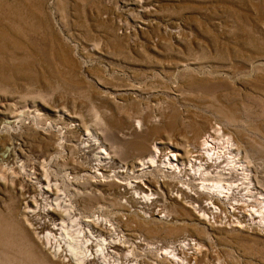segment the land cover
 Instances as JSON below:
<instances>
[{
  "label": "rangeland",
  "instance_id": "1",
  "mask_svg": "<svg viewBox=\"0 0 264 264\" xmlns=\"http://www.w3.org/2000/svg\"><path fill=\"white\" fill-rule=\"evenodd\" d=\"M206 131L247 166L214 219L188 161ZM155 145L186 168L137 169ZM6 147L0 264H175L162 252L186 238L190 264H264V0H0Z\"/></svg>",
  "mask_w": 264,
  "mask_h": 264
},
{
  "label": "bare ground",
  "instance_id": "2",
  "mask_svg": "<svg viewBox=\"0 0 264 264\" xmlns=\"http://www.w3.org/2000/svg\"><path fill=\"white\" fill-rule=\"evenodd\" d=\"M16 113V112H14ZM15 114H8L6 116V120L7 122H11L13 121L16 116ZM18 116H20L18 114ZM202 127V126H201ZM204 130V129H203ZM209 130V129H208ZM207 130V131H208ZM220 130V129H219ZM202 131V130H201ZM204 132V134L202 135L203 136V140H202V145L201 146H198L197 149H194L192 151V155L191 156H188L189 159V164L191 167H195V166H198V172L201 174L199 175L200 177H202V179L204 180L202 183L203 185V191H205L207 193V195H209V197L211 198L210 202H209V207H211V205H213L214 207H216L217 209L219 208V206H216V204H224L226 203V199L229 196V193H231L230 191L232 190V185H227L225 180L226 178H224V175L226 177H228V174H231L236 171V168H240L241 170H244L246 167H245V164L243 163V161L241 160H237V153L235 152V149L233 148L232 144L229 142L227 143V145L221 147V145L218 147L217 145V142L214 141V135L212 134L211 131H209V133ZM217 133H220V132H217ZM92 138V137H91ZM93 139V138H92ZM94 141V139L92 140ZM98 142V141H97ZM96 142V143H97ZM157 143H162V142H159V140H157L156 142V145ZM88 145V144H87ZM154 146L153 147V152L150 156V158L147 160H143L142 162H140L138 165V168L137 169H141V170H147L148 171V168L149 166H154V164L157 163L158 160L162 159L164 163V161L166 162V166L169 168H175L177 170L179 169H182L185 167V164L184 163H180L182 166H180V164L178 163V166L176 164V162H173L174 160L175 161H180V157L184 156V153H181L180 150H177V149H171L170 151L167 152L166 150V156H163L161 155L160 153V150L157 148V146ZM14 148V147H13ZM173 148V147H172ZM11 148L10 147H6L4 148V150L0 153V157H7L9 154V150ZM164 150V149H163ZM12 151V150H11ZM103 151V150H102ZM11 155V153H10ZM109 155V154H108ZM239 156V155H238ZM10 157V156H9ZM101 157V156H100ZM107 158V152L106 150L104 149V158ZM225 157H228L230 158L231 157V160L234 159L232 162V169L231 170H228L229 167L228 164H223V159ZM99 158V157H98ZM100 161V160H99ZM98 161V162H99ZM184 161V160H183ZM106 162V161H105ZM104 162V163H105ZM231 162V161H230ZM163 165V164H162ZM212 165V167L214 166V168H211L213 170L210 169V166ZM99 166V165H98ZM173 166V167H172ZM209 166V168L207 169V167ZM186 168V167H185ZM107 169V168H106ZM118 172V171H117ZM122 172V171H121ZM143 172V171H142ZM238 172V171H237ZM243 172V171H242ZM245 172V171H244ZM248 172V171H247ZM177 173V172H176ZM197 173V172H196ZM235 173V172H234ZM115 174V173H114ZM245 174V173H244ZM241 175V173H240ZM236 176V175H235ZM244 176V175H243ZM244 177H247L246 175ZM110 178V177H109ZM109 178H106V177H102L101 179H98L97 181L99 182V184L101 185H104L106 184L107 186V182L108 181H111ZM114 179V178H113ZM208 179V180H206ZM142 180V179H141ZM211 180V183H208L207 181ZM118 182V189L119 191H122L125 196L126 194H130L131 191H132V188L133 186L137 185L139 188H141V193L142 195H133L131 193V195L133 196L132 197V200L137 204L139 201L140 202H144L146 201V197L148 198H153V197H150L149 194H147V192H144V189L143 188V184L140 183V180H134V182H131V181H120L119 179L117 180ZM50 183V182H49ZM143 185V186H142ZM49 186V185H48ZM244 186V185H243ZM44 187V186H43ZM151 187V186H150ZM234 187V186H233ZM237 187V186H236ZM240 187L242 188V185H240ZM250 187V186H249ZM45 188V187H44ZM49 188V187H48ZM51 188V187H50ZM226 188V189H225ZM250 189V188H249ZM238 190V189H237ZM236 190V191H237ZM251 190V189H250ZM50 191V189H49ZM143 191V192H142ZM148 191V190H147ZM184 191V190H183ZM185 192V191H184ZM200 192V191H199ZM234 192V191H233ZM238 192V191H237ZM235 192V194L237 193ZM245 192V191H244ZM159 193V192H158ZM157 193V194H158ZM251 193V192H250ZM164 194V193H163ZM152 195V194H150ZM242 195V194H241ZM249 195V194H248ZM254 195V194H253ZM130 196V195H128ZM228 196V197H227ZM247 196V195H246ZM252 196V195H251ZM138 198V199H134V198ZM227 197V198H226ZM141 198V200H140ZM156 198V197H155ZM230 199V198H229ZM244 199V198H243ZM228 200V199H227ZM253 200V199H252ZM62 201V199H61ZM63 201H65V198H63ZM128 201V200H127ZM125 201V202H127ZM149 201V200H148ZM249 201V200H248ZM152 202V201H151ZM60 205V200H59V203ZM126 205H128V202L125 203ZM140 204V203H139ZM208 205V204H207ZM264 207V205L262 206ZM45 208V206H44ZM67 211H70L71 213H73L72 211L75 210V207L73 205H67ZM30 209V208H29ZM28 209V210H29ZM131 209V208H130ZM133 209V208H132ZM31 212H32V209H30ZM46 210V209H45ZM209 210V209H208ZM205 211V210H204ZM261 212V213H260ZM260 215L259 217L261 216V221H259L258 223V227L260 230L264 229V208L260 210ZM205 213H203L204 215ZM74 215V214H73ZM206 215V214H205ZM203 216V217H206V216ZM199 216L201 217L202 216V213L199 214ZM209 216V215H208ZM73 218H77V217H74L72 216ZM202 217V218H203ZM98 219V218H97ZM77 220L79 221V219L77 218ZM105 220V219H104ZM103 221V220H102ZM231 224V223H230ZM229 226V225H228ZM247 226V225H246ZM250 226V225H249ZM258 229V230H259ZM50 232V231H49ZM48 233V232H47ZM46 237V243H49L50 247L51 248H54V252H56L57 254V251H60L61 249L59 248L61 245L58 243L57 241V238L55 237V234H53L52 232H50L49 234L45 235ZM44 237V238H45ZM43 238V236H42ZM188 239V238H187ZM186 239V240H187ZM186 240H180V242L178 244H172L170 246V249L169 250H164L162 252V256H164L163 258L165 259L164 262H174L175 264H190L188 261H190V258H192L193 256V253L192 251H189L191 249H196L197 247L193 246L192 244H197V242H194L192 241L191 239L189 241H186ZM69 249L70 251H73L72 255L74 257H76V259H79L80 257L83 259V258H86V259H89L90 255L88 256L87 255V246L85 245L84 247H82L83 251L81 253H79L77 250H75L76 248V242L75 241H69ZM112 242V241H111ZM111 242H109L111 244ZM106 243V242H105ZM88 244V243H87ZM107 244V243H106ZM179 245V246H178ZM104 246V247H103ZM101 248H109L108 245H103ZM79 247V246H77ZM81 249V248H80ZM79 249V250H80ZM101 251V250H100ZM104 252V251H103ZM179 252H182L186 254H188V257H185V256H182L181 254L178 255L177 253ZM194 252V251H193ZM89 253V252H88ZM102 253V252H101ZM96 254V253H95ZM104 254V253H103ZM96 255H93L92 257H95ZM98 256V255H97ZM102 257V256H101ZM97 258V257H96ZM103 259V258H101ZM163 261V260H162ZM167 264V263H166ZM170 264V263H169Z\"/></svg>",
  "mask_w": 264,
  "mask_h": 264
},
{
  "label": "built area",
  "instance_id": "3",
  "mask_svg": "<svg viewBox=\"0 0 264 264\" xmlns=\"http://www.w3.org/2000/svg\"><path fill=\"white\" fill-rule=\"evenodd\" d=\"M215 205L218 206V204H216V203H215ZM208 211H209V212H207L206 217H208V214H209V216H210L211 219H214V218L220 213L219 208L217 209V208L214 207L213 205H211V207L209 208ZM43 232H44V231H43ZM41 235H44V233L41 234ZM186 239H187V238H186ZM186 239H183V240H186Z\"/></svg>",
  "mask_w": 264,
  "mask_h": 264
}]
</instances>
